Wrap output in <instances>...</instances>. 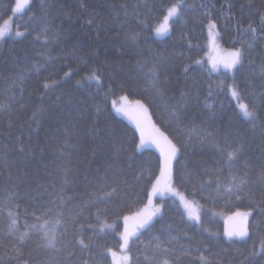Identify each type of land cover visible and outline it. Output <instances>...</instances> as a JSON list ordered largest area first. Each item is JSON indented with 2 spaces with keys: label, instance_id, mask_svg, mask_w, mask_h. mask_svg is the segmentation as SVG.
I'll use <instances>...</instances> for the list:
<instances>
[{
  "label": "trees",
  "instance_id": "obj_1",
  "mask_svg": "<svg viewBox=\"0 0 264 264\" xmlns=\"http://www.w3.org/2000/svg\"><path fill=\"white\" fill-rule=\"evenodd\" d=\"M183 2L164 37L153 28L175 0H31L13 14V34L0 39V264H111L105 250H119L121 219L148 205L162 160L153 144L138 149L134 126L112 109L121 96L142 102L155 128L176 145L173 183L202 207L200 223H192L175 199L155 194L162 210L130 242L132 264H202L201 254L209 264H264V255L253 254L264 224L251 229L247 242L233 243L213 215L254 207L250 220L264 222L247 195L238 201L216 191L217 178L226 187L236 175L249 181L245 193L264 201V33L255 14L264 11V0H251L252 8L249 0ZM14 4L0 0V25ZM209 20L223 47L243 50L231 73L196 63L206 53ZM249 25L258 32L244 31ZM154 65L162 95L146 75ZM94 71L100 83L89 79ZM46 82L57 83L45 88ZM230 86L256 112L254 121L242 115ZM226 144L241 146L231 164L219 150ZM103 193L112 195L101 202ZM97 209L116 226L101 232ZM57 218L64 223L51 227L61 251L42 247L37 231L19 243L31 225ZM80 239L90 248L82 251Z\"/></svg>",
  "mask_w": 264,
  "mask_h": 264
},
{
  "label": "snow or ice",
  "instance_id": "obj_2",
  "mask_svg": "<svg viewBox=\"0 0 264 264\" xmlns=\"http://www.w3.org/2000/svg\"><path fill=\"white\" fill-rule=\"evenodd\" d=\"M31 0H15V4L12 7L11 11L13 14L17 13H23L30 5ZM249 8H252L251 0H249L248 4ZM185 8L183 0H175V3H171L170 6H168L165 10V14L163 15V19L161 22H159L156 27L154 28V31L157 36H163L165 34H168L171 27V21L173 19H179V17L183 14V10ZM256 15L259 16V31L261 33H264V11H261L259 9L256 10ZM12 17H9V19L4 20L3 25H0V39L5 38L6 36H11L12 33ZM216 24L214 21L209 20L208 28H209V36L212 39L213 43H215L216 37L219 35L218 32L213 31L216 29ZM244 31H251L252 33H257L258 29L255 27H252L251 25L248 26L247 29H244ZM24 33L17 30L15 32L16 36H22ZM130 39H135L136 34H132ZM251 47V45H249ZM243 50L242 49H235L232 51H228L222 58L219 59H213L212 60V67L213 69H216L218 65L222 64L223 67L229 71H232L237 66L241 65L243 62ZM163 63V61H161ZM196 63H200V61H196ZM160 65H154L152 68L149 69L147 75V78L149 82L151 83L152 87L156 90V92L160 95L162 93L160 92V89L158 87L159 84V75H158V69ZM260 71L262 74H264V66H261ZM67 76L68 73H65ZM90 80H95L97 83H100V76L96 74L94 71L92 75L89 77ZM57 82H52V84L45 83L44 87L49 88L52 85H54ZM231 94L234 99H236L238 103V107L240 111L242 112L243 116L249 120L254 121L256 117V112L249 107L248 104H245L241 100V96L237 89L233 87L231 89ZM127 96H121L119 98V101L124 102L121 103L119 107H117L118 101L113 100L112 105L118 112H123L126 115L128 113V105H127ZM135 104L142 109L145 113L147 112V109L144 107V105L139 101H135ZM174 114V113H173ZM137 128L140 130L141 134V145L145 142V131L144 127L141 124V121L139 118L136 120ZM153 128H155V125H152ZM156 133H158V136H149L148 139L151 140L153 144H155L158 148H160L161 151V170H160V176L157 177L155 183L152 185V189L149 192V203L146 205L143 209L139 210L138 212L132 214L131 216H124V230L121 232L120 240L122 241L120 243L119 251L114 250L113 248L109 247L105 251L108 255L111 256V264H132L131 257L129 255L130 253V242L133 239H139V235L141 233L142 229H148L153 221V217L157 216L161 212V208L159 206L152 207V197L153 195L159 193L161 195L164 194L165 191H175L170 187L171 185V175H172V168H171V161L172 158L176 155V147L166 136H164V133L160 132L159 129H155ZM160 138H163V140L166 142L167 147L163 146L161 144ZM140 145H138L139 147ZM219 147L218 145H214ZM222 153L226 154L227 161L229 164H231L233 161L238 159V154L241 151V146L233 147L230 144H226L224 147L219 149ZM261 179H264V171L260 174ZM212 181L210 180L209 183ZM249 181L245 179L244 177H238L236 175H233L231 179L228 181L227 186L225 187L217 178L216 180V191L219 194L221 191L226 192L229 196H235L236 200H241L245 195L249 198V200L253 203V205L260 207L261 214L264 215V201H254L252 199V193H245V189L248 186ZM112 193H103L102 195L97 197V200L103 201L105 199L110 198ZM96 201H92L91 204L94 205ZM180 203L182 207L185 210V213L187 217L190 220H196L197 222L200 221V215L199 212L194 207L195 201L188 200L183 194L180 195ZM255 208L250 207L246 211H240L237 209L236 212L232 214L231 217H229L230 220L236 219L238 220V224L234 227H226L224 235L227 237V239L230 242L236 243V242H247L248 239L251 238V229L255 228L257 230H260L262 227V224L264 222L257 221L253 223L250 220V217L254 215ZM62 213H57L58 217H62ZM103 215V210L97 209L96 212V219L99 221V230L101 232H104L105 229L113 228V225L108 224L106 221L101 219V216ZM8 216L10 218V224H9V231L14 232L17 227V220L14 217L12 211H8ZM36 219L39 221L41 220V217H36ZM73 223L75 222V217L72 218ZM63 224L64 221L60 218L55 219V221L44 219L39 224H33L30 226L29 229H27L24 233H21L19 236V243L22 245L25 240L28 238L29 233L31 231H37L42 232L43 236L42 239V247L45 249H55L56 251H61L62 249L57 248V244L59 243V237L56 235V230L54 227H51L52 224ZM77 232H80L82 229L81 227H77L75 229ZM95 231V229H93ZM78 244L81 246V250L89 249L90 245L85 244L83 239H80L78 241ZM157 249L161 248L160 244L156 245ZM164 252H167L168 249L164 248ZM17 255L20 254V250L16 249ZM74 253L72 251L68 252L67 255L71 257ZM254 255L260 254L264 255V238H262L261 245L259 248L258 253H253ZM95 255V254H93ZM103 255V252L101 253ZM90 259L92 256L89 257ZM199 260L202 262V264H209L207 261V257H205L203 254L199 257ZM84 264H87V261L84 262ZM163 264H170L168 259L163 260Z\"/></svg>",
  "mask_w": 264,
  "mask_h": 264
},
{
  "label": "rangeland",
  "instance_id": "obj_3",
  "mask_svg": "<svg viewBox=\"0 0 264 264\" xmlns=\"http://www.w3.org/2000/svg\"><path fill=\"white\" fill-rule=\"evenodd\" d=\"M10 17H13V13H12V15H11ZM8 19H9V18H8ZM162 19H163V18H162ZM6 20H7V19H6ZM161 21H162V20H161ZM161 21H160V22H161ZM212 21H213V20H212ZM208 23H209V21H208ZM208 23L206 24V36H207V40H206V53H205V55H204V58L200 61V63L206 65V66L208 67V69H209L211 72H213V73H217V72H221V71H227V72L231 73L233 70H232V71H229V70L225 69V68L223 67L222 64L218 65V67H217L216 69H213V67H212V60H213V59H219V58H222V57H223L228 51H232V50H235V49L223 47V46L221 45V43H220L219 35L216 37V39H215V43H213L212 39H211L210 36H209ZM157 24H158V23H157ZM157 24H156V25H157ZM2 25H3V24H2ZM156 25L154 26V28L156 27ZM154 28H153V33H154V35H155L156 37H164L165 35H167V34H165V35H163V36H157L156 33H155V31H154ZM16 31H17V30H16ZM16 31H14V35H15V32H16ZM19 31H20V30H19ZM213 31L218 32L217 27H216V29H214ZM20 32H21V31H20ZM232 88H233V86H230V87H229V89H228V93H229V95L231 96V98L234 100V102L236 103V106L238 107V103H239V102H238L236 99H234V98L232 97V94H231V89H232ZM116 101H118V103H117V107H119L121 103H124V102L119 101V99H117ZM242 102H243V101H242ZM141 103H142V102H141ZM243 103H244V102H243ZM142 104H143V103H142ZM127 105H128V113H129V114L126 115V114L123 113V112H118V111L116 110V108L113 107L112 102H111L112 109H113L118 115H120L121 117H123L124 119H126L129 123H131V124L134 126V128H135V130L137 131V134H138V145H140V146L138 147V149H139V150H142V149L148 147L149 144H153V143L151 142V140L148 139V137H149V136H158V133H156V131H155L156 128H153V127H152L153 123L151 122L148 113H147V112L145 113L142 109H140V108L135 104V101H134V100H129V99H128V100H127ZM144 107H145V106H144ZM145 108H146V107H145ZM146 109H147V108H146ZM238 109H239V107H238ZM239 110H240V109H239ZM240 112H241V111H240ZM241 113H242V112H241ZM242 115H243V114H242ZM137 118L140 119L141 124H142V126L144 127V131H145V137H144L145 142H144L142 145H141V134H140V130L137 128V124H136V120H137ZM160 140H161V144H162L163 146L167 147L166 142L163 140V138H160ZM172 144H174V143H172ZM153 145L156 146L155 144H153ZM174 145H175V144H174ZM156 147H157V146H156ZM175 147H176V145H175ZM157 148H158V147H157ZM158 149L160 150V148H158ZM176 150H177V147H176ZM177 153H178V150L176 151V155L172 158V161H171V168H172L173 159L177 156ZM170 187H171L172 189H174L175 191H174V192H173V191H165L164 194L161 195V196H162V197H171V198L175 199V200L179 203V205H180V207H181V209H182V211H183L185 217H186L190 222H192V223H196V224H199L200 221L197 222V221L194 220V219H193V220H190V219L187 217V215H186V213H185V210H184V208L182 207V205H181V203H180V195L183 194L188 200L195 201V205H194V207H195L196 210L199 212V215H201V208H202V207H201V205L199 204V202H198L197 200L193 199V198H190V197L186 196L185 193H184L183 191H181L178 187H176V186L174 185V183H173L172 175H171V185H170ZM154 197H155V195H153V197H152L151 206H152V207L159 206V207L161 208V210H162V204H161V202H155ZM148 203H149V202H148ZM236 211H237V210H236ZM236 211H234V212H236ZM240 211H246V210H240ZM234 212H232V213L213 212V215L216 216L217 218H219V219L223 222V224H224V232H223V235H224V233H225V228H226V227H234V226H236V225L238 224V220H236V219L230 220V219H229V217H231L232 214H233ZM134 213H136V212H134ZM134 213H132V214H134ZM132 214H130V215H128V216H131ZM155 217H156V216H155ZM155 217H153V219H154ZM121 220L123 221V218H122ZM112 225H113V228L116 226V224H112ZM111 229H112V228H111ZM121 232H123V230L117 231V234H118L119 237H120L119 234H120ZM224 236H225V235H224ZM225 237H226V236H225ZM226 238H227V237H226ZM117 251H119V250H117ZM110 257H111V256H110Z\"/></svg>",
  "mask_w": 264,
  "mask_h": 264
}]
</instances>
